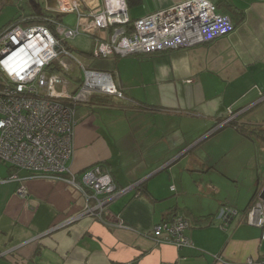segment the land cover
<instances>
[{
  "label": "crops",
  "instance_id": "obj_1",
  "mask_svg": "<svg viewBox=\"0 0 264 264\" xmlns=\"http://www.w3.org/2000/svg\"><path fill=\"white\" fill-rule=\"evenodd\" d=\"M74 1L84 12L102 6V0ZM183 1L135 0L129 16L137 20ZM211 1L231 19L234 31L190 48L110 56L94 69L112 72L131 101L92 99L76 110L70 176L81 183L92 167H108L117 188L127 190L109 205L122 226L83 215L87 199L67 180L12 172L0 164V181L16 175L27 188L21 197L19 181L0 183V264H219L211 255L245 263L264 254L261 229L244 216L226 232L215 225L216 211L235 197L223 186L235 181L219 168L227 154L212 135L229 109L240 113L237 122L245 131L264 124V0ZM68 3L0 0V31L27 16L61 14ZM64 15L67 25L71 14ZM90 42L86 60L95 46ZM234 130L239 135L232 131L224 138L241 145L250 139ZM259 182L248 202L237 207L240 213ZM178 216L190 223L186 236L193 247L153 238L157 225Z\"/></svg>",
  "mask_w": 264,
  "mask_h": 264
},
{
  "label": "built area",
  "instance_id": "obj_2",
  "mask_svg": "<svg viewBox=\"0 0 264 264\" xmlns=\"http://www.w3.org/2000/svg\"><path fill=\"white\" fill-rule=\"evenodd\" d=\"M68 2L59 11L76 15L75 26L66 25L55 16H45L47 24L18 22L0 31V164L28 171L34 177L78 184L87 199L82 214L121 227V218L111 213L109 205L127 190L118 189L112 174L102 166L87 170L81 183H77L70 176V162L74 155L77 106L89 103L94 95L131 100L118 88L112 72L86 65L73 55L68 41L85 35L95 41V58H124L194 47L234 31L235 25L217 11L211 0H186L134 21L126 0H102V6L87 12L76 1ZM75 68L83 73L77 89L66 79ZM227 112L228 116L217 124L218 129L228 126L240 114L232 109ZM15 181L20 182L17 194L25 197L27 188L16 175L0 183ZM237 214L233 208L221 211L223 229ZM244 218L249 225L261 229L264 242V186L255 194ZM189 227V221L178 216L157 225L153 238L158 244L193 247L186 236ZM216 262L231 264L218 255ZM235 264H264V254Z\"/></svg>",
  "mask_w": 264,
  "mask_h": 264
},
{
  "label": "rangeland",
  "instance_id": "obj_3",
  "mask_svg": "<svg viewBox=\"0 0 264 264\" xmlns=\"http://www.w3.org/2000/svg\"><path fill=\"white\" fill-rule=\"evenodd\" d=\"M68 21L67 25L76 24V16L71 14L66 17ZM75 26V25H74ZM89 37L85 35H79L75 39H70L68 44L70 47L74 49L73 55L79 59H81L86 65H90L91 68H96L97 64L100 61H104L108 58H95L93 55L89 56V60H86L84 56L85 51L92 50V43L90 42ZM95 42V41H94ZM95 48V47H94ZM67 81L73 84L74 89H77L80 85V81L83 79V73L79 68H75L72 72L71 76L66 77ZM235 111V110H232ZM255 111V110H254ZM261 126H255L252 129H258L261 132L264 130V124L260 123ZM218 126L216 125L212 130L214 131L213 138H216V144H218L219 149H223L221 153L227 154L225 157L222 158L220 161L219 168H226L228 170L229 176H231L232 182L231 186H223L225 188H229L228 194L230 198L235 196L231 204L232 205H225L221 206L216 211V220L217 223L215 224L217 228L223 232L229 229L231 223L239 216H244L247 208L243 213L237 209L240 208L242 205H245L249 198L251 197V189L253 186H256L257 182H259V190L264 186V141L259 136H253V138L244 141V144H239V142L231 139L224 138V136L228 133H233L239 135L234 129H227L224 131L217 132ZM226 129V128H225ZM251 129V130H252ZM228 131V132H227ZM217 132V133H216ZM219 134V135H218ZM218 135V136H216ZM6 166V164H1V166ZM219 175V174H218ZM221 175V174H220ZM223 175V174H222ZM78 183V181H77ZM75 186V185H73ZM80 186L77 184V186ZM236 206V207H235ZM224 208H233L238 211L237 216L232 220V222L223 229L222 224L220 225L219 215ZM248 224V223H247ZM257 227V226H254ZM258 228V227H257ZM216 260L217 255H211ZM222 257V256H220ZM223 259V257H222ZM225 260V259H223ZM235 264V263H231Z\"/></svg>",
  "mask_w": 264,
  "mask_h": 264
},
{
  "label": "trees",
  "instance_id": "obj_4",
  "mask_svg": "<svg viewBox=\"0 0 264 264\" xmlns=\"http://www.w3.org/2000/svg\"><path fill=\"white\" fill-rule=\"evenodd\" d=\"M127 1V5L129 6L130 4L132 3H135V0H126ZM59 21H62V18L63 16H65L63 13H59L57 15H54ZM132 20V19H131ZM134 21V20H132ZM23 23L24 25H29V24H47V21L45 20L44 17H41V15H34V16H27L25 18H22V19H17L15 21H13V23ZM12 23V24H13ZM11 25V24H10ZM9 25V26H10ZM106 97H109V96H104V95H94L91 100H101V99H104ZM113 98H116V97H113ZM90 100V102H91ZM120 100V99H119ZM89 102V103H90ZM79 106H77L78 108ZM238 119H235L233 122H231L228 126H224L220 129L217 130V132H220L221 130L227 128V127H232V128H235L237 129V131L240 133V134H244L245 136H247L248 138H253V136H259L263 141H264V130L261 132L260 130L258 129H252V130H248V131H245L243 126L239 125L238 122H237ZM216 132V133H217ZM96 166H102L103 168H106L109 172L110 170L108 169V167L102 165V164H99V165H96ZM12 172H16V171H19L18 169L14 168V167H11L10 168ZM28 172V171H27ZM30 173V172H29ZM111 173V172H110ZM68 176V175H66ZM142 190V188H141ZM143 191V190H142ZM217 214H215L213 217L215 218Z\"/></svg>",
  "mask_w": 264,
  "mask_h": 264
},
{
  "label": "clouds",
  "instance_id": "obj_5",
  "mask_svg": "<svg viewBox=\"0 0 264 264\" xmlns=\"http://www.w3.org/2000/svg\"><path fill=\"white\" fill-rule=\"evenodd\" d=\"M234 112H235V111H234ZM238 117H239V116H238ZM238 117H237L236 119H238ZM224 119H225V118H224ZM224 119H222V120H224ZM222 120H221V121H222ZM221 121H220V122H221ZM258 190H259V189H258ZM258 190H257V191H258ZM257 191H256V193H257ZM256 193H255V194H256ZM255 194H254V196H255ZM254 196H253V199H254ZM253 199H252V200H253ZM251 202H252V201H251ZM250 204H251V203H250ZM248 207H249V206H248Z\"/></svg>",
  "mask_w": 264,
  "mask_h": 264
}]
</instances>
